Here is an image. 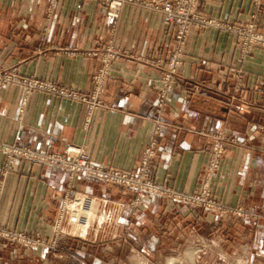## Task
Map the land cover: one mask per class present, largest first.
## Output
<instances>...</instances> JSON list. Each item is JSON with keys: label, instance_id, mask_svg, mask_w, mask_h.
Returning <instances> with one entry per match:
<instances>
[{"label": "crops", "instance_id": "0c3cea01", "mask_svg": "<svg viewBox=\"0 0 264 264\" xmlns=\"http://www.w3.org/2000/svg\"><path fill=\"white\" fill-rule=\"evenodd\" d=\"M144 1L122 4L110 32L111 16L97 0H0V72L87 93L100 54L106 48L121 54L111 62L103 106L86 125L79 102L39 90L24 96L23 85L3 86L0 146L59 153L72 144L82 146L96 164L131 170L153 144L154 181L189 194L198 186L215 135L234 137L245 143L226 148L211 186L223 204L240 203L257 212L258 219L244 223L241 232L251 230L258 239L264 231V50L253 49L242 59L231 33L192 30L160 115V69L154 64L163 66L173 37L162 25V14ZM200 10L219 20L243 21L255 6L252 0H202ZM235 68L243 72L237 90ZM3 160L0 150V224L50 239L66 173L16 161L2 177ZM74 188L85 198L88 226L67 235L62 249L78 264L92 259L100 264L95 257L106 251L116 258L120 250L132 257L140 248L147 257L162 249L181 250L187 238L214 236L216 222L210 214L189 212L167 198L144 196L138 214L129 218L130 192L88 180H76ZM108 240L116 242L102 243Z\"/></svg>", "mask_w": 264, "mask_h": 264}, {"label": "built area", "instance_id": "2783aa9c", "mask_svg": "<svg viewBox=\"0 0 264 264\" xmlns=\"http://www.w3.org/2000/svg\"><path fill=\"white\" fill-rule=\"evenodd\" d=\"M55 1V0H51ZM136 0H97L98 4L107 10L111 16L110 32L114 29L119 10L124 3H133ZM202 0H145L144 5L149 9L162 14V25L171 30L173 43L172 48L166 55L163 66L155 62L159 67V83L157 89L156 112L162 115L166 109V98L172 86L178 79V71L182 64L185 44L192 30L214 29L233 33L234 46L238 53L243 54L247 49V44L256 47L264 42L262 36L258 34L253 23L244 26L240 23H227L223 20L204 15L201 8ZM258 6V0H254ZM244 50V51H243ZM119 52L105 49L99 57V64L91 77L90 89L87 93H80L72 88L58 86L52 82H45L34 79L15 78L6 72H0V89L9 84L23 85L24 96L31 90H39L51 96L66 98L84 105L85 119L84 125L89 121L92 112L103 106L101 93L103 86L109 76L110 65L114 58L120 56ZM194 92L198 91V86H194ZM24 105V102L22 106ZM22 109L19 110V113ZM227 140V136L214 138L210 145L207 163L204 167V180L200 183L195 193L182 194L171 190L168 185H158L152 179L151 172L154 169L152 146L146 147L137 166L131 170L106 167L94 163L87 151L82 146L67 144L59 153H40L24 146L8 145L0 146L4 153L1 176L4 177L16 161H27L33 164L45 165L58 168L66 173V184L59 200L56 217L52 225L51 239L62 237V228L69 227L71 232L75 227L86 228L88 225V214L84 209L85 198L80 196L74 188L76 180H88L102 182L109 186L119 187L130 192L131 197L127 202L126 214L130 217L136 216L139 206L144 196L164 197L178 204L188 205L210 210L219 208L211 199L209 177L218 168L222 155V143ZM235 143V140H231ZM221 208V207H220ZM219 208V209H220ZM84 230V229H83ZM69 233V232H68ZM82 233V231H81ZM68 235H71L70 233ZM0 238L10 241H21L25 244L40 239L37 234L17 232L0 225ZM35 238V239H34Z\"/></svg>", "mask_w": 264, "mask_h": 264}, {"label": "rangeland", "instance_id": "374dc122", "mask_svg": "<svg viewBox=\"0 0 264 264\" xmlns=\"http://www.w3.org/2000/svg\"><path fill=\"white\" fill-rule=\"evenodd\" d=\"M252 3L255 6L254 0H252ZM263 3V0H258V6H255L254 13L247 20H234L225 22L240 23L244 26L248 25L249 23H253V25L256 27V30L258 31V34H260L264 40V9L262 8ZM257 13L258 16L256 15ZM261 16L263 17V19ZM231 34L233 35V33ZM247 47L249 49H247L243 54L241 52L239 54L238 49L235 47L237 57L242 59L246 58L252 53V50L256 48L264 50V42L258 44V46L256 47H251L249 44H247ZM232 74L236 80V84L234 85V87L236 88L235 90H237L241 86L240 81L243 72L238 68H235L232 71ZM258 130H262V127L258 126ZM215 136L220 137L227 135L217 133ZM231 140H235V143H232ZM244 143L245 142L240 141L234 137L227 136V140L222 143V155L219 160L218 168L214 170L213 174L209 177L211 199L221 208L219 207V209L217 207H214L206 211L202 208L193 207V205L191 204L185 205L189 212H203L212 216V218L216 222L213 237L208 238L205 235H199L198 237H195L193 239L187 238L186 241H184L183 248H181V250L170 251L169 249H162L158 252L152 253V256L147 257L142 256L143 254L139 253L140 248H136L135 250L138 252L135 251L136 253H134L132 257H130V255H127L128 252L126 253V251L120 250L117 258L116 256H112L108 251H106L105 254H102L101 257L95 258L97 260L99 259L100 264H264V231L258 235V239L254 238L255 236L251 234V230L250 232H245L246 229L245 231L243 230L245 234L244 232H241L242 227H244V223L247 224L248 222H252L258 219L257 212H255L252 208L240 203L234 204L233 206L223 204L216 196H214L211 186L212 178L219 169L220 162L226 148L228 146H243ZM154 170L155 167L153 171ZM153 171L151 172V176L154 180ZM203 173L204 168L199 178L200 180L198 182L197 188L189 194L195 193L197 191L200 183L204 180ZM168 187L170 188L171 186L168 185ZM126 216L132 218L128 215ZM107 224L110 227L111 223ZM129 225L131 226L130 222H128V226ZM222 225L226 226L227 232L222 230L224 228V226ZM228 227L230 228L228 229ZM68 228L69 227L67 226H64L62 228V235H60L62 237H58L57 239H45L44 237L38 235L40 239L36 240L34 238L35 241L29 242V244H25L21 241L14 242L0 238V264H78V260L76 259V257L66 255L65 253H63L64 249L62 248L65 247V244L67 242L66 236L69 233L71 235H78L85 228L75 227L71 232ZM30 234L31 233H28L27 235L29 236ZM110 242L113 243L116 242V240H108L102 243L109 244ZM39 248H43L45 251L43 250L41 254H36L34 251ZM4 250H6V252H2ZM92 261L93 259L88 260L87 264H96V262Z\"/></svg>", "mask_w": 264, "mask_h": 264}]
</instances>
